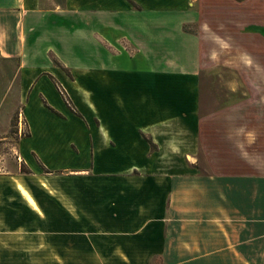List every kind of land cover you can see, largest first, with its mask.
Listing matches in <instances>:
<instances>
[{
    "label": "crops",
    "instance_id": "crops-1",
    "mask_svg": "<svg viewBox=\"0 0 264 264\" xmlns=\"http://www.w3.org/2000/svg\"><path fill=\"white\" fill-rule=\"evenodd\" d=\"M195 1L0 0V264H264V173L199 168Z\"/></svg>",
    "mask_w": 264,
    "mask_h": 264
},
{
    "label": "rangeland",
    "instance_id": "rangeland-1",
    "mask_svg": "<svg viewBox=\"0 0 264 264\" xmlns=\"http://www.w3.org/2000/svg\"><path fill=\"white\" fill-rule=\"evenodd\" d=\"M190 8L195 18L184 29L197 42L202 67L199 168L264 173V0H196ZM11 68L0 64V173L18 166L23 136Z\"/></svg>",
    "mask_w": 264,
    "mask_h": 264
},
{
    "label": "built area",
    "instance_id": "built-area-1",
    "mask_svg": "<svg viewBox=\"0 0 264 264\" xmlns=\"http://www.w3.org/2000/svg\"><path fill=\"white\" fill-rule=\"evenodd\" d=\"M19 134L20 135L23 134V136L26 135L25 124L24 123L22 124V121H21V124H20ZM17 160H18V162H21V158L20 157H17Z\"/></svg>",
    "mask_w": 264,
    "mask_h": 264
},
{
    "label": "trees",
    "instance_id": "trees-1",
    "mask_svg": "<svg viewBox=\"0 0 264 264\" xmlns=\"http://www.w3.org/2000/svg\"><path fill=\"white\" fill-rule=\"evenodd\" d=\"M64 98L67 101V103H70L71 104L70 100L65 96V93H64Z\"/></svg>",
    "mask_w": 264,
    "mask_h": 264
},
{
    "label": "bare ground",
    "instance_id": "bare-ground-1",
    "mask_svg": "<svg viewBox=\"0 0 264 264\" xmlns=\"http://www.w3.org/2000/svg\"><path fill=\"white\" fill-rule=\"evenodd\" d=\"M22 189V188H21ZM23 190V189H22ZM23 192L26 194V192L23 190Z\"/></svg>",
    "mask_w": 264,
    "mask_h": 264
},
{
    "label": "clouds",
    "instance_id": "clouds-1",
    "mask_svg": "<svg viewBox=\"0 0 264 264\" xmlns=\"http://www.w3.org/2000/svg\"><path fill=\"white\" fill-rule=\"evenodd\" d=\"M251 135H252V134L250 133L249 136L251 137Z\"/></svg>",
    "mask_w": 264,
    "mask_h": 264
}]
</instances>
